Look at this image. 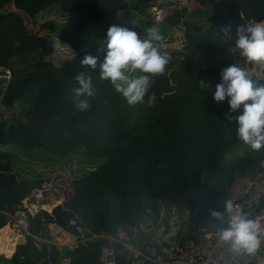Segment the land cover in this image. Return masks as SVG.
<instances>
[{
  "label": "trees",
  "instance_id": "trees-1",
  "mask_svg": "<svg viewBox=\"0 0 264 264\" xmlns=\"http://www.w3.org/2000/svg\"><path fill=\"white\" fill-rule=\"evenodd\" d=\"M149 1L0 0V67H8L12 74L0 104L10 108L18 102L24 113L12 109L10 117L0 115V143L43 146L56 157L66 153L81 159L104 157L80 175H56L53 183L62 192V201L50 212L40 210L29 217L30 234L21 241L19 231L7 227L5 212L20 209L21 199L43 175L13 173L12 152L0 149V253L10 254L8 264H100L99 240L57 247L36 241L31 234L42 235L49 221L75 234L134 232L148 212L145 199L155 214L157 198L172 202L180 211L176 229H170L168 217L161 216L164 232L196 238L203 228H218L220 222L211 212L223 214L225 201L244 195L250 177L264 169V147L255 150L239 140L237 124L225 118L227 98L221 103L213 100L221 70L215 65L213 51L219 42L214 29L264 21V0H194L210 10L203 23L184 21V10L178 6L152 21L148 8L153 1ZM47 10L74 16L69 32L72 50L58 61L47 56L60 51L53 38L28 31L33 18ZM181 22L184 42L165 49L171 60L165 73L153 78L152 106L129 105L110 82L99 78L97 68L87 69L95 88L94 97L87 98L89 108H76L73 77L85 70L79 62L85 52L103 60L110 25L133 29L143 37L153 23L162 33ZM17 59L26 65L13 72ZM255 64L257 71L251 70L250 61L244 64L245 71L254 84H264V62ZM200 79H207L211 87L201 89ZM239 144L248 147L233 162L226 160L225 155ZM240 177L246 178L244 187L235 186ZM116 248V263L127 264L123 247Z\"/></svg>",
  "mask_w": 264,
  "mask_h": 264
},
{
  "label": "clouds",
  "instance_id": "clouds-1",
  "mask_svg": "<svg viewBox=\"0 0 264 264\" xmlns=\"http://www.w3.org/2000/svg\"><path fill=\"white\" fill-rule=\"evenodd\" d=\"M220 31L225 41L233 39L231 25L222 26ZM234 43L240 55L248 61L264 62V21L237 25ZM104 48L102 61L99 56L85 52L79 62L85 70L73 77L77 85L72 89L76 108L79 111L89 108L87 98L94 97L95 88L87 69L95 71L97 68L99 78L110 82L129 105L152 106L156 100L155 94H150L153 78L163 75L171 60L159 29L149 27L142 37L133 29L110 25ZM219 76L220 82L215 85L213 93L214 102L221 103L227 98L229 108L225 118L237 124L238 139L255 150L261 149L264 147V84H254L251 75L236 64L222 68ZM198 85L201 89L211 87L207 79H200ZM211 215L220 222L217 228L219 241L230 250L246 254L258 250L264 237L260 218L249 217L231 200L225 201L223 214L212 211Z\"/></svg>",
  "mask_w": 264,
  "mask_h": 264
},
{
  "label": "built area",
  "instance_id": "built-area-1",
  "mask_svg": "<svg viewBox=\"0 0 264 264\" xmlns=\"http://www.w3.org/2000/svg\"><path fill=\"white\" fill-rule=\"evenodd\" d=\"M160 2H153L150 9L158 14L168 7ZM155 14V13H154ZM156 16V14H155ZM10 77L8 67H0V78L7 81ZM51 180V179H50ZM57 194H59L57 196ZM58 188L47 178L32 186L21 199V208L13 212H5L8 219H14L17 229L28 231L29 217L40 210L50 212L51 208L61 201ZM57 201V202H56ZM251 218H260L264 226V169L256 171L251 177L249 186L244 195L233 201ZM18 212V215H16ZM140 225V224H139ZM79 232L81 231V226ZM162 228V226H161ZM36 241L52 244L57 247H75L83 245L88 240H99L98 260L100 264H117L116 252L120 245L129 257L127 264H263L264 237L258 250L253 254L236 253L219 241L217 228L206 227L200 230L196 238L182 237L173 232H162L160 228L154 233L138 232L131 236L121 237L118 233L91 232L88 235L82 232L75 234L57 225L54 221L46 223L42 235L31 234ZM131 241H128V239Z\"/></svg>",
  "mask_w": 264,
  "mask_h": 264
},
{
  "label": "rangeland",
  "instance_id": "rangeland-1",
  "mask_svg": "<svg viewBox=\"0 0 264 264\" xmlns=\"http://www.w3.org/2000/svg\"><path fill=\"white\" fill-rule=\"evenodd\" d=\"M152 1L161 2L163 3L162 6L168 8H170L172 4L174 6L180 7V9L184 10V15L182 18L184 21H195L197 23H203L206 21L207 13H209L210 11L208 6L201 5L194 0H152ZM148 9H149V17L151 20L155 18L159 20L163 15V13L167 11V9H165L164 11H161L159 14H158L159 11L157 13L155 11L154 12L156 14L155 16V14L150 9V7ZM73 20H74V16L70 13H62V12H55L53 10H47L46 12L37 14L33 18V21L31 23L32 25L31 27H28V31L30 32V34H37V35L46 34L49 35L51 38H53L55 44H57L56 48H60V51L59 52L54 51L48 54L47 56L55 61H58L68 56L69 52H71L72 50L70 46L72 45V43L69 42L72 41L69 32L70 30H72ZM131 21L136 22L135 15H132ZM140 24L143 25L144 22H140ZM153 26H155L154 23L150 27ZM221 27L222 25H219V30L215 28L213 31L214 37L218 39L219 42L218 47H216L213 51L216 57L215 65L218 68L222 69L224 67L229 66L230 64H236L239 67L246 70L245 69L246 66L244 64L249 63V61L245 57L241 56L240 50L235 47V43H234L235 29H232L233 39L225 41V39L223 38V33L220 31ZM162 34L164 36V43H166L167 46L180 47L184 42L182 22L177 25L166 28V30L162 32ZM59 37L61 39H58ZM250 62L252 66L251 70L257 71L258 68L256 67L255 64L256 62L253 61ZM25 65L26 62L23 59H17L15 60L12 66V71L14 72L16 70H21L22 68H24ZM5 84L6 82L2 78H0V93L1 91L3 92ZM7 107H4L0 104V115H3L4 117H10L12 109H14L17 112H20L22 116L24 115V113H22V105L18 102H15V104H13L10 108ZM247 147L248 145L239 144L225 155L226 160H228L229 162H233L234 157L239 152H241V150ZM0 149H7L12 152V157L9 163V169L13 173L17 175L40 174L43 175V177L47 178L50 182H52L54 186L56 185L53 183V179L58 178V176L56 175L58 174H60L61 176L67 175L70 178L75 175H80L85 171L89 170L92 166H94L96 163L100 162L104 158L100 154H97V156L91 159H84V158L81 159L79 157L72 156L70 153H66L61 157H56L54 154H52V152L46 150V148L43 146L24 147L14 143H5V144L0 143ZM263 163H264V159L262 160V165L264 168ZM245 184H246V178L240 177L236 179V184H235L236 187H244ZM58 190L61 194V196H59V200L62 201L63 199L62 192L60 191L59 188ZM231 190L234 195L237 194V190L235 191L232 186H231ZM58 195L59 194H57V196ZM157 203L159 206V213L155 214L154 212L151 211L149 199L148 200L145 199V204L147 206L148 212L140 222L139 227L136 228V231L134 232L132 231L129 233H127L126 231H121L118 232V234L121 237H124V236H131L132 234L134 235L136 234L137 231L142 233H154V231L157 230L158 228H160V230L164 233V225L161 220V216L163 215L168 217V223L170 225L169 226L170 229H176L179 222L177 212L180 213V211H178V209L176 208L175 205H173L172 202L165 201L162 198H157ZM16 213H17L16 215H18V212ZM181 214L182 215L184 214L183 210L181 211ZM6 223L9 224L7 225V227L12 228L14 231L17 232L19 231V233L21 234V241H22L24 239L25 233L22 229L17 230L14 219H8ZM127 239L128 241H131V239L129 238ZM4 253L3 254L0 253V264H8V256L10 254L6 253L5 250ZM61 259H63L62 255H61Z\"/></svg>",
  "mask_w": 264,
  "mask_h": 264
},
{
  "label": "crops",
  "instance_id": "crops-1",
  "mask_svg": "<svg viewBox=\"0 0 264 264\" xmlns=\"http://www.w3.org/2000/svg\"><path fill=\"white\" fill-rule=\"evenodd\" d=\"M5 82H7V81H5ZM5 87V86H4ZM1 93H2V91H1ZM1 93H0V95H1ZM264 164V163H263Z\"/></svg>",
  "mask_w": 264,
  "mask_h": 264
},
{
  "label": "water",
  "instance_id": "water-1",
  "mask_svg": "<svg viewBox=\"0 0 264 264\" xmlns=\"http://www.w3.org/2000/svg\"><path fill=\"white\" fill-rule=\"evenodd\" d=\"M181 10H183V9H181ZM77 229H79V227H78ZM13 248H14V247H13Z\"/></svg>",
  "mask_w": 264,
  "mask_h": 264
},
{
  "label": "bare ground",
  "instance_id": "bare-ground-1",
  "mask_svg": "<svg viewBox=\"0 0 264 264\" xmlns=\"http://www.w3.org/2000/svg\"><path fill=\"white\" fill-rule=\"evenodd\" d=\"M173 11V10H172Z\"/></svg>",
  "mask_w": 264,
  "mask_h": 264
}]
</instances>
